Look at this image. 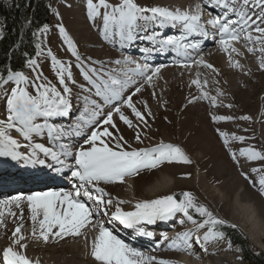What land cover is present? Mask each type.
I'll return each instance as SVG.
<instances>
[{
  "label": "snow or ice",
  "instance_id": "6c2138e0",
  "mask_svg": "<svg viewBox=\"0 0 264 264\" xmlns=\"http://www.w3.org/2000/svg\"><path fill=\"white\" fill-rule=\"evenodd\" d=\"M207 2L212 3V0H207ZM87 6L89 16L93 20L97 18L102 20L104 38L113 42H116L118 38L121 47L130 45L138 39L148 40L153 45H159L156 49L159 52H164L171 47L173 51H182L188 57V49L198 51L199 44L184 43L187 35L195 33L209 38L208 26H211L216 30L214 35H218V43L227 53L229 64L232 67L240 69L244 67L238 60L233 59V54H243L235 46L243 40L249 53L259 52V68L264 70V0H214L212 6L220 9V12L216 15L209 13L211 18L207 20H204V9L201 4H196L194 10H183L159 5L144 6L137 0H119L118 3H110L109 0H98V2L87 0ZM149 26L179 28L185 35L180 38L172 36L158 38L159 34L156 32L147 34ZM40 31L47 33L49 28L45 25ZM60 32L73 55L81 61L74 42L62 25ZM140 33H145V35H140ZM37 48L39 49L40 46L37 45ZM145 51L150 53L153 49L149 48ZM39 54L38 51L37 55ZM49 55L52 56L53 67L56 69L59 84L63 86L62 90L47 81L38 83L42 79V74L39 73L34 79H30L25 72L14 71L10 66H6V75L0 72V96L5 98V114L4 118H0V157H10L14 161L22 160L34 166L37 163L45 164V160L39 159L38 156V152L43 153L44 156H50L56 164L60 165L56 168L57 172L71 169V177L78 181V184H74L71 191H38L27 196L21 194L0 200V226H6V215L16 216V213L11 210L12 206L20 209L21 220L12 233V243L0 253V264H39L26 254L27 237L22 232L23 208L21 207L25 202L30 211L33 239L47 243L50 239L83 237L87 242L84 229L89 226L96 229V235L90 245V255L97 264H174L170 260L145 255L144 252L126 243L119 235L114 234L112 228L106 227L99 220L93 224V217H99L101 214L109 215L107 209L110 207H114L115 210L110 213L109 223L118 221L124 228L133 229L140 236L152 235L145 231V225H155L158 221H169L177 217V214H182L195 227L178 232L172 238L165 234L161 242L169 241L167 245L169 249L191 251L193 243H196L207 251V244L225 240L226 233L222 229L225 226L232 228L236 226L229 225L226 220L217 217L206 205L200 203L192 192H183L179 196L173 194L153 200L137 201L134 210L125 211L121 205L129 201L114 200L103 187H100L101 183H123L126 177L137 175L144 169L157 168L165 162L192 163L185 151L178 145L161 141L155 147L127 150L124 147L127 141L123 136L114 135L108 127H103L102 130L100 127V125H109L115 128L114 113H119L120 119L129 127H137L121 111V107L125 105L131 109L138 121L146 125L145 114L139 111L132 102V95L139 93L144 85L137 86L135 92L127 98L124 93L136 83L134 76L141 77L144 84L152 85L154 79L159 78L162 66L153 68L148 63H137L125 57L122 60H116L115 63L118 65L134 64L135 67L122 70V75L115 71H103L102 62H97L101 63L100 70L92 67L83 71L84 78L92 86L85 89L86 91L92 92L94 89V95L102 98L104 104L119 101L120 105L115 106L114 111L105 114L100 103L96 100L90 101L92 105L90 115H85L89 113V107L86 106L80 114L79 122L75 125L78 130L76 135H81L85 128L92 127L84 141V144L88 146H81L73 153L65 144L60 145V151H54L42 143H33V134L41 136L45 130L53 140L66 135L63 128L50 124L48 120L55 117H69L74 108L73 89L67 83L68 80L75 83L70 66H65L63 62L57 60L50 50ZM147 58L146 56L145 60ZM193 63L211 69L217 74L219 72L212 64L207 63L203 56ZM27 64L33 70L38 67L35 59H29ZM183 66L189 67L190 65L184 64ZM10 83L14 84V87L8 90L5 86ZM192 83L200 90V96L195 97L194 100L207 99L213 105L216 104L217 97L211 96L205 90L209 83L207 79L201 81L198 73ZM30 86L35 89V94L28 90ZM217 94L222 96L223 92L217 89ZM84 100L87 105L88 97H84ZM144 106L147 107L146 102ZM147 115H152L150 109ZM101 116H104L102 121ZM38 118H44V122L38 123ZM230 119L232 117L213 116L215 121ZM241 119H251V117H241ZM13 130L29 143L21 145L20 141L11 134ZM220 135L224 138L226 145L230 143V139L241 142L245 140V137L235 134L229 137L226 132H221ZM136 140L142 142L139 132L136 134ZM21 147L30 148V153L25 155L19 151ZM239 156L248 161H264V151L254 146L240 149ZM69 157L74 159V165L66 163ZM232 157L239 163L236 152H232ZM252 171L261 173L254 186L258 184L261 194L264 195V168H253ZM244 175L248 178L247 174ZM194 214H199L203 218L202 221L195 219ZM179 223L184 224L185 220L181 219ZM201 229H207V231L203 236L196 235ZM228 246L231 248V241Z\"/></svg>",
  "mask_w": 264,
  "mask_h": 264
},
{
  "label": "bare ground",
  "instance_id": "6f19581e",
  "mask_svg": "<svg viewBox=\"0 0 264 264\" xmlns=\"http://www.w3.org/2000/svg\"><path fill=\"white\" fill-rule=\"evenodd\" d=\"M94 2H98V0H94ZM109 2L118 3L119 0H109ZM137 2L144 6L159 5L183 10H194L196 5L195 0H137ZM53 7L50 36L47 34L49 38L45 40L43 55L38 59V67L31 70L32 73L34 72V78L38 73L42 74V79L38 83L47 81L62 90L63 86L59 84L56 69L53 67L52 56L49 55L50 50L57 60L63 62L65 66H70L75 79L74 84L71 80H68L67 83L73 89V115L76 116V121L79 120L80 114L86 106L89 107V113L85 115H90L91 100L100 103L105 114L114 111V107L119 106L120 102L104 104L102 98L94 95V89L92 92L86 91L85 89L92 86L84 78L83 71L92 67L100 70L101 63L97 62H102L103 71H115L122 75V70H127L134 64L118 65L115 63L116 60H122L125 57L131 58L132 52L139 54L142 58L145 56V49L152 48L154 50L159 45H153L148 40L138 39L130 45L121 47L118 38H116V42L106 40L103 34L102 20L100 18L93 20L89 16L87 0H54ZM61 25L74 42L76 50L81 56V61H78L72 50L69 49L60 32ZM166 28L168 27L149 26L147 34L153 32L159 34ZM175 34V38L185 35L180 29ZM140 35H145V33H140ZM159 36L161 37V35ZM218 40L219 37L217 36L214 42L205 41L206 44H204L202 51L194 50L197 56L189 61L179 64H171L170 61L154 63L153 68L162 67L159 78L154 79L152 85L144 84L141 77L134 76L136 83L125 91L124 96L127 98L128 95L135 92L137 86L144 85L139 93L132 95V102L139 111L145 114L146 125L138 121L126 105L121 107V111L137 127L126 125L120 119L119 113L113 115L115 128H111L109 125H100L101 130L103 127H108L114 135L123 136L124 140L127 141L124 145L127 150L151 148L163 141L180 146L192 163L165 162L157 168L144 169L137 175L126 177L123 183H101L100 187H103L114 200L129 201V203L121 205L125 211L134 210L137 201L153 200L166 195H178L179 192L183 191L192 192L195 195L200 188L202 198L211 206L213 213L217 217L231 219L230 221L244 232L248 241L264 254V247L260 243L264 241V195L261 194L258 184L254 186L261 173L252 171L253 168H264V161H248L239 156L240 149L249 146L264 151V70L259 68V52L249 53L243 40L235 45L243 54H233V59L238 60L244 67L243 69L232 67L229 64L227 53L221 49ZM183 42L186 43L188 40ZM155 51L157 50L155 49ZM200 56H203L207 63L218 69V74L211 69L193 63ZM136 62L140 63L141 61ZM184 64L190 66L184 67ZM198 73L201 81L204 79L209 81L205 90L211 96L217 97L215 105L207 99L194 100L195 97L200 96V90L192 83L197 78ZM11 87H14V84L7 89L10 90ZM217 89L223 92L222 96L217 94ZM28 90L35 94L33 87L30 86ZM84 97H88L89 103L87 105ZM191 100L194 102L189 103ZM144 102L147 103V107L144 106ZM149 109L152 113L151 116L147 115ZM4 114L5 100L0 101V118H4ZM213 116H227L232 117V119L215 121ZM241 117H251V119H241ZM103 119L104 116H101L100 120ZM37 122L43 123L44 118H38ZM91 130L92 127H88L83 130L81 135L75 133L65 145H68L73 153L78 151L81 146L87 147L88 145L84 144V141ZM137 132L140 133L142 142L136 140ZM221 132L228 133L229 137L232 134L242 136L245 137V140L241 142L230 139V143L226 145L224 138L220 135ZM11 134L20 141L21 145L29 143L14 130ZM33 143H42L45 147L60 151L59 145L50 142L47 130L41 136L33 134ZM114 143L113 141V145ZM19 151L27 155L31 149L21 147ZM232 152L237 153L239 163L233 159ZM70 158L74 161L72 157ZM18 162L20 161H14L10 157H0V191L5 190L9 183L7 177L4 176H8L9 179H18L17 173H20L21 169L25 170L24 167L17 165ZM4 167L5 169L2 171ZM30 172L33 173L32 176L35 179L39 180L44 177V174H40L39 171ZM244 174H247L248 178ZM211 200L216 203V207ZM255 200L258 202L253 207ZM21 207L23 208L22 232L27 237L25 241L27 243L26 254L33 261H38L39 264H97L90 255V245L96 235V229L91 226L84 229L87 242L83 237H66L63 240L50 239L45 243L43 240L32 238V222L27 203H22ZM215 208L219 212H214ZM11 210L16 213V216L6 215V226H0V253L12 243V233L21 223L20 209L12 206ZM114 210V207H110L107 209L109 215L101 214L99 217L94 216L93 218L105 222L106 227H110L116 232L117 228L122 226L116 225V222L113 221L109 223L111 220L110 213ZM241 210L248 216L236 217L237 211L240 212ZM180 215L182 214H177L174 219L165 221L167 224L165 233H171L169 238L175 237L178 232L195 227L187 219H184V224H180L179 221L183 219ZM197 216H195L196 219ZM129 230L135 231L133 229L127 231ZM145 231L152 233L151 236H146L147 239L154 240L157 238L162 241L165 235V233H155L154 230ZM205 231L206 229H201L196 235L203 236ZM120 234L121 239L138 250L137 245H145L144 241L139 238L131 241L133 235L128 236L121 232ZM153 240L148 241V243L152 244ZM168 243L169 241L160 242L156 248L145 245L144 253L158 259L173 261L174 264H238L236 261L240 258L235 251L232 252V255L225 254L229 244L223 241L207 244V251L196 243H193L191 251L173 250L167 247Z\"/></svg>",
  "mask_w": 264,
  "mask_h": 264
},
{
  "label": "trees",
  "instance_id": "16d2710c",
  "mask_svg": "<svg viewBox=\"0 0 264 264\" xmlns=\"http://www.w3.org/2000/svg\"><path fill=\"white\" fill-rule=\"evenodd\" d=\"M51 0H0V72L6 66L14 71H25L29 59L37 55V34L48 25ZM234 240L241 242L246 257L253 264H264L250 254L246 242L236 231H231Z\"/></svg>",
  "mask_w": 264,
  "mask_h": 264
},
{
  "label": "rangeland",
  "instance_id": "374dc122",
  "mask_svg": "<svg viewBox=\"0 0 264 264\" xmlns=\"http://www.w3.org/2000/svg\"><path fill=\"white\" fill-rule=\"evenodd\" d=\"M52 1V2H51ZM50 2H51V13L53 14V11H54V7H53V3H54V0H51ZM52 16V15H51ZM52 18V17H51ZM51 22H52V19L50 20V22H49V31L47 32V33H40L39 34V41H38V45L40 46V48H39V55H38V58H37V65H38V59L40 58V56H42L43 55V48H44V43H45V40H47L48 38H49V36H50V31H51ZM49 36H48V35ZM46 38V39H45ZM32 68H30V67H28V73H27V75L29 76V78H34V76H33V73H32ZM30 73H31V75H30ZM11 85H13L12 83H10ZM6 85L5 87L6 88H8L9 86H11V85ZM5 100V98H3L2 96H0V101H4ZM184 192V191H183ZM183 192H179L178 193V196L181 194V193H183ZM196 193V192H195ZM221 193H222V191H221ZM223 194V193H222ZM196 196V198H198L197 200L200 202V203H202V204H204V205H206L210 210H211V206L208 204V202H206L203 198H202V191L200 190V188L198 189V191H197V194H195ZM205 197V196H204ZM180 198H182V196H180ZM200 198V199H199ZM202 199V200H201ZM212 201V200H211ZM212 202H214V201H212ZM256 202H258L257 200H255L254 201V203H253V207L256 205ZM215 203V202H214ZM255 204V205H254ZM214 207H216V203L214 204ZM212 211V210H211ZM252 211H253V209H252ZM213 212V211H212ZM214 212H219L216 208L214 209ZM198 215V216H197ZM196 216L198 217V218H202V217H199V214H197ZM236 217H247L248 215L245 213V212H243L242 210L240 211V212H238L237 211V215H235ZM254 218L256 217L255 215L253 216ZM183 219H186V218H184V217H182ZM197 218V219H198ZM221 218H223L224 220H226L227 222H228V224L229 225H233L234 223L233 222H231L230 220H228V219H226L227 217H221ZM203 219V218H202ZM235 228H237V227H235ZM238 229V231L242 234V236L247 240V242H248V239L246 238V236L244 235V233L239 229V228H237ZM206 231H207V229H206ZM229 239V238H228ZM227 239V237H226V239L225 240H223V242L224 243H226V244H228L227 242L228 241H230V240H228ZM232 242V241H231ZM263 242V243H262ZM262 242H260L262 245H263V247H264V241H262ZM233 243V242H232ZM231 243V248H228L227 249V251L225 252V254H227V255H232V252L233 251H235L236 253H237V255L240 257L239 258V260L238 261H236V263H238V264H253V262L252 261H247L246 259H245V255H244V253L242 252V250H241V247H240V245H235V244H232ZM248 244H249V246H250V248H251V253H252V255H254L257 259H258V261L259 260H261L260 258H263L264 259V254L262 253V252H260V251H258L251 243H249L248 242ZM261 256V257H260Z\"/></svg>",
  "mask_w": 264,
  "mask_h": 264
}]
</instances>
